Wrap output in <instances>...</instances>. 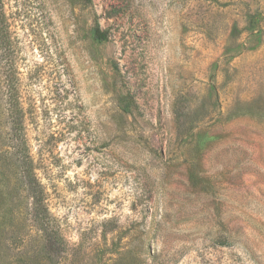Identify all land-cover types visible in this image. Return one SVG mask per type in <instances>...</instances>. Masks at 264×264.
<instances>
[{"label":"rangeland","instance_id":"1","mask_svg":"<svg viewBox=\"0 0 264 264\" xmlns=\"http://www.w3.org/2000/svg\"><path fill=\"white\" fill-rule=\"evenodd\" d=\"M4 10L65 252L45 251L33 218L0 48V264H264V0Z\"/></svg>","mask_w":264,"mask_h":264},{"label":"trees","instance_id":"2","mask_svg":"<svg viewBox=\"0 0 264 264\" xmlns=\"http://www.w3.org/2000/svg\"><path fill=\"white\" fill-rule=\"evenodd\" d=\"M9 26L10 25L4 10V0H0V48L2 50L3 60L7 66L6 70L10 75V78H7L6 81L8 94L10 95L9 103L11 107V117L13 119V138L17 147L18 160L23 179L31 192V208L33 218L36 225L41 230L42 236L44 237V249L53 255L61 256L65 252L64 239L58 230L54 228L51 220L49 219L48 210L44 205L45 199L43 197V192L41 191L36 178L35 168L28 154L25 139L22 134L21 113L19 109L15 107L17 102L16 99L13 98L14 94H12L15 91V86H13L12 83V79H14L15 74V53L11 41Z\"/></svg>","mask_w":264,"mask_h":264}]
</instances>
